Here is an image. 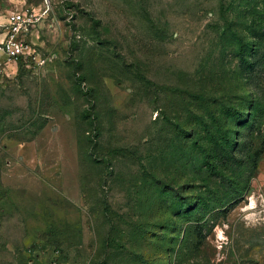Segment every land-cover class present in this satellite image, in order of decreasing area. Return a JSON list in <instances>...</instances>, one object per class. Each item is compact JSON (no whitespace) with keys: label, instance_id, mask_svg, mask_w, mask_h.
<instances>
[{"label":"rangeland","instance_id":"obj_1","mask_svg":"<svg viewBox=\"0 0 264 264\" xmlns=\"http://www.w3.org/2000/svg\"><path fill=\"white\" fill-rule=\"evenodd\" d=\"M0 264H264V0H0Z\"/></svg>","mask_w":264,"mask_h":264},{"label":"built area","instance_id":"obj_2","mask_svg":"<svg viewBox=\"0 0 264 264\" xmlns=\"http://www.w3.org/2000/svg\"><path fill=\"white\" fill-rule=\"evenodd\" d=\"M35 22V15L27 12L11 13L7 17V33L0 41L1 61H12L19 57L28 56L30 50L25 39L29 28ZM50 264H57L52 262Z\"/></svg>","mask_w":264,"mask_h":264}]
</instances>
